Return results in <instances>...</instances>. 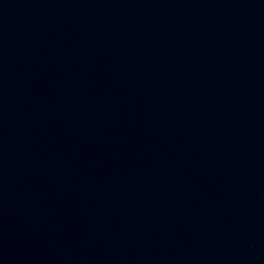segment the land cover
I'll use <instances>...</instances> for the list:
<instances>
[{
    "label": "water",
    "instance_id": "1",
    "mask_svg": "<svg viewBox=\"0 0 264 264\" xmlns=\"http://www.w3.org/2000/svg\"><path fill=\"white\" fill-rule=\"evenodd\" d=\"M0 264H264V0H0Z\"/></svg>",
    "mask_w": 264,
    "mask_h": 264
}]
</instances>
